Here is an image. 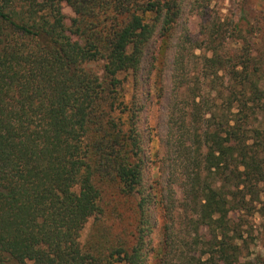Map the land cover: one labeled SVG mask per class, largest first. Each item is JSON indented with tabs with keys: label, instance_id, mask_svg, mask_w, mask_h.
Wrapping results in <instances>:
<instances>
[{
	"label": "trees",
	"instance_id": "trees-1",
	"mask_svg": "<svg viewBox=\"0 0 264 264\" xmlns=\"http://www.w3.org/2000/svg\"><path fill=\"white\" fill-rule=\"evenodd\" d=\"M186 1L0 0V264H264L231 219L248 209L240 187L261 203L264 54L213 53L194 73L189 41L175 39ZM155 38V92L166 94L164 69L171 89L161 177L145 188L124 82ZM111 194L135 201L131 231L111 233Z\"/></svg>",
	"mask_w": 264,
	"mask_h": 264
},
{
	"label": "rangeland",
	"instance_id": "rangeland-1",
	"mask_svg": "<svg viewBox=\"0 0 264 264\" xmlns=\"http://www.w3.org/2000/svg\"><path fill=\"white\" fill-rule=\"evenodd\" d=\"M66 17L73 16L71 9L63 7ZM175 39L188 40L191 51L192 70L196 67L203 71L204 58H210L213 53L223 56L241 54L246 50L258 48L257 54H264V0H188L175 28ZM159 40L155 38L147 48L141 67L136 74L125 77L124 87L126 96L140 110L138 128L143 139L141 157L144 161V186L150 187L152 182L161 177V160L164 158L163 140L167 131L166 120L168 113V101L170 98V74L164 69L165 96L161 99L155 92V76L157 69L163 67V58L159 56ZM193 49V50H192ZM264 56V55H263ZM168 61V58H167ZM264 62V60H262ZM222 75V74H219ZM123 77V76H122ZM202 77V76H201ZM201 82L203 79L201 78ZM236 108L232 109V113ZM160 167V168H159ZM181 184V183H180ZM175 187V186H174ZM264 200V184L252 187ZM236 201L242 197L247 203L248 209H240L231 214L232 225L236 226L242 236L245 246L248 248L250 258L264 256V216L260 211L261 203L256 195L248 194L243 186L236 191ZM110 199L113 201L110 202ZM107 199L106 219H109L115 228L111 233L120 234L123 231H131L135 213L132 208L135 205L128 204L126 200L110 195ZM117 207V214L123 219H115L110 214L113 207ZM110 213V214H109ZM152 223H156V215L153 213ZM93 221H89L81 232V242L84 243L92 231ZM180 239L186 240L189 234L182 222L177 226ZM124 233V232H123ZM145 240V249L157 250L161 242L159 224H155ZM153 254L149 253V261Z\"/></svg>",
	"mask_w": 264,
	"mask_h": 264
}]
</instances>
